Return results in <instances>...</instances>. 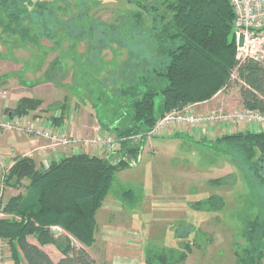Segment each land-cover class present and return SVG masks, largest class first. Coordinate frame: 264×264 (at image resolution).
Listing matches in <instances>:
<instances>
[{
    "label": "trees",
    "instance_id": "1",
    "mask_svg": "<svg viewBox=\"0 0 264 264\" xmlns=\"http://www.w3.org/2000/svg\"><path fill=\"white\" fill-rule=\"evenodd\" d=\"M129 1L138 6L132 11L135 21L152 23L156 49L149 67L134 82H121V87L116 84L113 92L121 102L114 115L109 113L105 122L94 112L102 130L97 135L115 140L110 147L90 146L97 151L67 152L48 165L39 166L28 155L17 156L13 165L1 173L5 187L23 188L7 199L0 196V211L4 214L0 216V240L9 245L12 260L5 264H22L24 260L28 264H106L88 250L97 241L98 211L116 173L138 162L145 139L160 118L169 111L208 101L234 83L239 86L244 107L264 113V67L254 59L237 58L235 12L230 0ZM58 9V0H0V41L9 44L4 37L13 36L22 46H41L42 38H49L52 48H56L70 38L74 50L83 39L99 40L94 35L96 24L86 22L84 9L67 20L60 17ZM108 29L114 33L116 26L109 25ZM87 54L91 56L80 57L76 77H81V68L100 67L97 57ZM38 64L42 68L45 55ZM65 64L55 57L42 72L44 82L55 81L61 72L66 74ZM4 77L1 74L0 81ZM158 96L162 102L157 108ZM68 101L67 97L47 106V114H54L47 116L50 120L46 125L63 127L61 132L73 135L65 125ZM42 104L41 98L24 95L11 109V118L29 117ZM216 143L222 144L224 151L237 154L252 187L248 210L256 213H246L242 220L245 244L239 252L234 250L236 261L264 264V130L226 133L216 137ZM65 148L74 151L73 146ZM228 176L217 181L228 182ZM135 196L133 189H127L120 197L136 199ZM197 202L199 209L209 211L223 210L225 205V199L216 195ZM56 227L67 233L60 237V232L54 233ZM177 235V248L149 251L146 264H188L195 242L187 239L189 230L178 229ZM73 238L81 245L75 244ZM50 244L61 252L59 259L46 248Z\"/></svg>",
    "mask_w": 264,
    "mask_h": 264
},
{
    "label": "rangeland",
    "instance_id": "2",
    "mask_svg": "<svg viewBox=\"0 0 264 264\" xmlns=\"http://www.w3.org/2000/svg\"><path fill=\"white\" fill-rule=\"evenodd\" d=\"M58 5L61 6L58 14L65 20L75 17L84 9L86 22L96 24L94 35L97 34L96 39L99 40L88 42L83 39L72 50L70 38L61 43V46L52 48L53 42L49 38H42L41 46H22L15 37L5 36L4 40L9 44L0 41V53L3 55L0 59V75H5V80L0 81V103H7L8 106L2 108L6 113L13 109V101L16 103L23 95L41 98L43 108L39 107L29 116L35 121L34 114L46 117L52 115L54 112H44L47 106L55 101L62 102L68 97L67 118H72L75 113L77 115L79 109L85 110L79 116L84 122L79 133L82 137L95 136L100 131V125L94 112H98L100 118L107 122L109 113L113 116L115 108L121 102L113 92L116 84L121 87V82H134L149 67L156 49V41L152 36L153 25L150 21L139 23L132 18V11L138 6L129 0H58ZM109 25L116 26L114 33L108 29ZM89 52L97 57L100 67L94 70L91 67L87 70L81 68V77H76V70L81 65L80 57L91 56L87 54ZM44 55L45 64L41 68L38 63ZM57 56L62 63H66L67 72L59 73L60 77L55 81L44 82L42 72ZM161 102L162 97L158 96L157 108ZM243 107L239 86L234 83L210 104L195 106V110L234 112ZM70 121L73 126L80 123V120ZM246 126L256 130L254 126L244 122L216 124L213 128L203 125L199 128L187 126L190 130L183 124H176L168 127L173 133L149 135L145 139L138 162L119 170L115 175L105 202L111 197L117 199L119 205H124V212L111 214L113 210L106 207V212L103 210L98 214V242L93 249L89 248L92 254L99 260L106 259V234L102 231L101 223L110 219L104 222L119 224L122 221L125 227L139 232L134 231L135 235L131 236L138 237L136 241L143 246L144 256H141L144 264L149 251L178 247V229L189 230L187 239L195 242L188 264H238L234 250L239 252L245 244L241 236L242 220L246 213H256L248 210L252 187L250 189L249 182L245 179V171L237 154H233V150L231 153L224 151L223 145L216 143V137L245 130ZM52 128L63 130V127ZM176 131L179 133H174ZM89 148L90 146L83 145L74 148V151H68V154L87 149L90 151ZM2 172L1 168L0 176ZM227 175H230L228 182H223L222 179L217 181ZM127 189L136 192V199L120 197ZM22 190L23 188L11 190L4 186L1 197L7 199ZM212 195L225 199L223 210L209 211L196 206L197 201H205ZM59 232L60 237L67 233L63 229ZM29 239L36 242L33 237ZM73 241L78 246L81 245L74 238ZM0 245V264L10 263L9 245L4 240H0ZM46 248L55 259L62 256L56 245L50 244ZM22 264L28 263L24 260Z\"/></svg>",
    "mask_w": 264,
    "mask_h": 264
},
{
    "label": "built area",
    "instance_id": "3",
    "mask_svg": "<svg viewBox=\"0 0 264 264\" xmlns=\"http://www.w3.org/2000/svg\"><path fill=\"white\" fill-rule=\"evenodd\" d=\"M235 12V34L237 43V58L240 61L254 59L264 67V0H230ZM243 36V44L239 45ZM196 104H189L182 109L167 112L158 120L149 135H158L167 132L169 125L183 124L186 127L199 128L200 126L212 127L223 123H248L264 129V114L257 109L243 107L234 112L224 110L198 112ZM9 115H0V130L11 131L20 134L32 135L42 138L53 147L106 145L110 147L114 138L111 136L96 135L94 137H82L79 135H68L65 132L53 130L46 123L37 124L30 117L22 120L11 118ZM9 168V167H8ZM7 168V169H8ZM4 189L3 180H0V196ZM4 215L0 211V216Z\"/></svg>",
    "mask_w": 264,
    "mask_h": 264
},
{
    "label": "crops",
    "instance_id": "4",
    "mask_svg": "<svg viewBox=\"0 0 264 264\" xmlns=\"http://www.w3.org/2000/svg\"><path fill=\"white\" fill-rule=\"evenodd\" d=\"M219 94H217L216 96H218ZM216 96H214L212 99L208 101L197 103L196 106L210 104L213 100H215ZM13 104L15 106L16 103L13 101ZM5 106H8L7 103L4 104L2 102L0 103L1 116L5 115V112H3L2 110V108ZM77 109L79 108L77 107ZM10 111L11 110H8L6 114L9 115ZM82 111L85 110L79 109L77 115L75 113L72 116V118H67L65 125L67 126L68 132L70 134L80 135L79 132L82 131V125L84 123L79 117L81 116ZM39 115H40L39 113L38 115L34 114V119L38 124L42 123L43 125L46 123L47 120L48 121L50 120L48 117H46V115H40V116ZM73 119H75V122L76 120L77 121L80 120L78 126L71 125V123L73 124V122L70 120ZM209 128H213V127H209ZM254 128L256 129L257 127L254 126ZM186 129L190 130L188 127H186ZM246 129H251V128H249V126H246ZM99 130H100L99 133H101L100 127ZM210 131L213 132V130ZM167 132L173 133L170 129ZM174 133H179V131H176ZM91 149L93 148H90V151ZM68 151H70L69 148L53 147L51 144H49V141L42 138L34 137L32 135H27V134H20L11 131L0 130V165L2 171L4 172L7 170L8 167L13 165L17 156H24V155L31 156L35 158L37 163H39L38 165L40 166L42 164L46 165L51 160H56V159L58 160L62 155H64ZM92 151H97V150L94 149ZM9 189L17 190L14 188H9ZM117 201H118L117 199H113L112 197L110 200L108 199L107 202L104 203L103 207L98 211V214L103 210L106 212V210L109 208L113 210L111 214H113L114 212L116 213L124 212V205L122 206L119 205ZM106 207L108 208L106 209ZM98 214H97V219H99ZM106 220H110V219H105L104 221ZM104 221L101 223V226H103L102 231L104 232V235L106 234V239H104V244H105L104 256H106V259L99 260L98 258H96L94 254H92L93 252L89 250V248L93 249V247L98 242L97 234L99 232V228L96 233L97 236L96 243L93 246L88 247V250L90 251L92 256L98 259L99 261L105 262L106 264H144V262L142 261L144 256L143 246L136 241V238L138 237L131 236V235H135V232H137L138 234L139 232L136 230H132L131 228L125 227L122 221L119 224L111 221H107V222ZM98 227H99V220H98ZM141 254L143 256H141Z\"/></svg>",
    "mask_w": 264,
    "mask_h": 264
},
{
    "label": "water",
    "instance_id": "5",
    "mask_svg": "<svg viewBox=\"0 0 264 264\" xmlns=\"http://www.w3.org/2000/svg\"><path fill=\"white\" fill-rule=\"evenodd\" d=\"M242 44H243V36L240 38V42H239V45H240V46H242ZM59 230H60V228H59V227H56V228L54 229V233H58Z\"/></svg>",
    "mask_w": 264,
    "mask_h": 264
}]
</instances>
